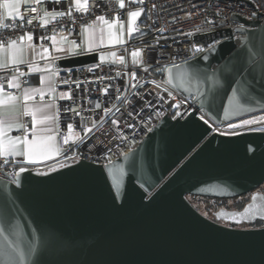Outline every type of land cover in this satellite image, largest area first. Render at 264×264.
Returning <instances> with one entry per match:
<instances>
[{"label": "water", "instance_id": "water-1", "mask_svg": "<svg viewBox=\"0 0 264 264\" xmlns=\"http://www.w3.org/2000/svg\"><path fill=\"white\" fill-rule=\"evenodd\" d=\"M143 16L144 11L139 29ZM233 20L241 24L235 29L238 44L229 33L205 54L167 67L171 74L166 69L169 84L216 124L264 112V21L237 15ZM97 62V51L77 49L56 64L73 69ZM228 66L233 73L223 71ZM214 70L223 88L213 89L205 79ZM180 72L186 73L183 82ZM241 85L248 90L242 102L250 111L233 114L228 96ZM56 165L28 169L19 185L15 178H0V204L11 209L24 238L37 246L25 264H264V226L237 227L264 220V212L235 220L219 215L264 203V192L256 191L264 183V130L221 134L196 111L183 118L167 114L138 146L109 164L79 159ZM112 166L123 169L119 188L113 186ZM248 193L241 209L215 212L217 220L236 226L208 218L186 198Z\"/></svg>", "mask_w": 264, "mask_h": 264}, {"label": "built area", "instance_id": "built-area-1", "mask_svg": "<svg viewBox=\"0 0 264 264\" xmlns=\"http://www.w3.org/2000/svg\"><path fill=\"white\" fill-rule=\"evenodd\" d=\"M137 8L144 9V16L139 22L140 29L137 28L138 31L128 35L127 13ZM32 9H36V12L31 11ZM69 9L70 15L49 19L47 24L40 19L45 10L68 13ZM21 14L25 17L24 21L19 18L15 21L6 20L5 23L9 26L0 27V42L16 40L31 33L34 42L47 45L50 43L47 38L56 34L75 40L81 52H88L84 30L98 16L103 15L110 22L119 20L125 26L124 40L115 52L117 57H125L123 64L117 60L99 61L73 69H58L55 76L56 92L70 93L71 99H60L56 92L53 94L45 91L43 99L36 94L33 101H51L54 104V114L57 117L56 145L61 149V155H57L53 162L55 165L79 159L99 165L109 164L138 146L167 114L172 118H183L189 112L196 111L198 117L205 116L204 121L210 125L212 132L221 134L264 130V123L228 128L229 123L239 124L241 119L216 124L204 110L196 107L192 98L185 97L170 84H163L167 67L205 54L227 39L229 33L233 34L234 42L238 44L240 35L235 29L241 24L234 21L233 16L264 21V0H143L142 3L139 0H125L123 9L119 7L118 0H88L87 11H77L72 0H41L39 4L28 0L21 5ZM29 20L32 21L30 24ZM100 23L96 21L97 38ZM161 41L165 44H160ZM194 46L204 51L197 52ZM134 50L140 52L137 57L140 63H133ZM15 68L17 67L9 66L7 70H0V84H3L6 92L20 94L26 88L42 86L41 75L30 72L28 65L22 67L21 72L25 73L23 76H18ZM160 68L165 71H159ZM133 72L134 78L131 76ZM13 75L18 76L21 85L18 89L8 87V80ZM153 80L161 86L157 87L151 82ZM165 87L172 93L171 97L164 90ZM176 103L180 104L179 108L172 106ZM97 104L100 105L99 108ZM68 109L72 111H67ZM105 109L111 111L106 112ZM259 114L263 115L264 112ZM113 121L117 123L114 124ZM21 122L31 127L30 116L21 117ZM69 124L73 125V138L65 144ZM85 128L92 130L85 133ZM13 135H22V132L13 131ZM77 135L81 139H77ZM72 156L73 159H68ZM8 160L5 164L4 158L0 157V178L7 181L15 178L11 173L18 172L20 167L39 171L53 165Z\"/></svg>", "mask_w": 264, "mask_h": 264}, {"label": "snow or ice", "instance_id": "snow-or-ice-1", "mask_svg": "<svg viewBox=\"0 0 264 264\" xmlns=\"http://www.w3.org/2000/svg\"><path fill=\"white\" fill-rule=\"evenodd\" d=\"M24 3H27L28 0H23ZM139 2H143V0H139ZM34 3L39 4L41 0H34ZM119 7L125 8V0H118ZM75 9L77 11H87L88 10V0H74ZM155 7V5H153ZM31 11L36 12V9H32ZM144 9L137 8L135 10L129 11L127 13V33L131 35L132 33L138 31L136 27L137 19L141 16ZM70 15L71 9H69L68 13L65 12H49L45 10L43 12V16L40 17L44 21L45 24L49 22V19H55L58 16ZM39 15V13H37ZM19 18L20 21H24L25 17L21 14V0H0V27L7 28L9 25L5 23L6 20L15 21ZM48 18V19H45ZM96 21L101 22L99 25V37L96 36ZM96 21L93 24L88 25L84 30V35L86 36V44L89 51L93 50L94 47H98L100 44L105 42V26H107V41L108 43H122V40L119 39L116 33L113 31L114 26L119 23L120 30H124V23L117 21H109L105 18V16H98ZM32 21H28L30 24ZM44 39V38H41ZM53 43V46H56L58 41L56 35L48 37ZM27 41V45L23 43H19L21 41ZM33 40V35L31 33L26 34V36H20L16 40H9L6 42H0V53H3V56H0V70H7L9 64L16 66L19 64L27 63L29 65L30 72H41L46 69H41L33 62L25 60L26 51H35V45L30 43ZM59 43H67L71 45L70 51H75L80 48L79 45L76 44L75 40H68L66 36H61L59 38ZM212 47V46H210ZM42 52L40 53L42 59L47 58V54L49 52L48 48H44L41 45ZM57 51H63L62 47H57ZM194 50L197 52L204 51V49L194 46ZM140 55L139 50H134L132 52L133 63H140V60L137 57ZM112 57L115 60L119 61L121 64L125 62L124 56H116V53H100L101 61H104L106 57ZM52 59H56V57H52ZM172 68H179V65H172ZM147 70V69H145ZM159 71H165L164 68L158 69ZM15 71L18 73V76L25 75L24 72H20L18 68H15ZM169 74H171V68H168ZM225 73H233L232 67L228 66L223 69ZM57 74V70L53 68L49 76H41L40 83L42 87L38 88H26L24 89L22 96L18 97L13 93H8L4 90L3 84H0V157L4 158V163L7 164L9 162L8 158L10 157H20L22 158V163L26 164H36L39 161H45L51 159L53 155H61V149L55 143L56 137L53 135H43L44 131H50V129H44L42 126L47 124L48 122H55L57 117L56 115H48L46 110L53 108V104H46L41 106L30 105L29 101H33L35 99L36 94H39L41 99H43L45 94V88L48 92L55 94V76ZM238 74H243L242 72ZM17 75H13L8 80L9 88H20L21 85L19 83ZM131 76L135 77V72L131 73ZM179 76L183 82L186 73L180 72ZM216 77V71L214 70L212 76L205 77L206 80L211 82L212 88L216 89L217 87L223 88L224 82ZM153 84H156L157 87L161 85L158 84L155 80L151 81ZM64 83H68V81H64ZM170 83L169 80H165L163 82L164 85H168ZM236 84L240 85L241 82L236 80ZM229 86L231 84L229 83ZM168 92V88L164 89ZM105 92L107 89L104 90ZM232 94L228 96V103L235 110L233 114L236 112H247L250 111L246 101L248 98V90L245 86L241 85L240 87H233L231 90ZM168 95L171 97L172 93L168 92ZM55 95L53 99L55 100ZM60 99H71L70 93H61ZM174 98V97H173ZM17 105H19V109H17ZM175 108H179L180 104L176 103L172 105ZM99 108L100 105L97 104ZM203 107V105H202ZM67 111H72V109H68ZM106 112L111 111L110 109H105ZM229 114V110L225 108V115ZM79 115V113H77ZM177 115H180L177 112ZM30 116L31 117V127L21 122V117ZM213 117L209 115V119ZM201 120L205 119L204 115H201ZM207 122V121H205ZM113 123H117L113 121ZM257 123H264V115L261 116H253L250 119H241L239 124L229 123V129H236L238 127H243L245 125H254ZM95 122L93 123V127H95ZM131 127V125H128ZM15 128L22 132V135H11L12 129ZM69 134L64 138V143L68 144L69 140L73 138V125H68ZM91 128H85V133L91 132ZM150 131V129H149ZM30 134V135H29ZM226 134H236L235 132L226 133ZM77 139H81L78 135ZM126 155V154H125ZM74 157H69L68 159H73ZM63 164H57L56 167H63ZM56 167H50L48 171H55ZM25 167H20L18 172L11 173L12 176L15 177L13 183L19 185L20 180L19 176L21 173L27 171ZM47 174V173H41ZM123 169L112 166L111 170V178L113 181V186L119 188L122 183ZM256 197H253L255 200ZM256 212H264V203L260 205L250 204L248 205L243 212L239 213H229L225 211H221L219 213L220 216L227 217L229 219L235 220L237 217L240 219L249 218L250 215H255ZM37 251V246L34 241L27 240L24 238V234L18 222L15 221V217L11 211L7 207L6 204H0V264H25L26 259L30 258Z\"/></svg>", "mask_w": 264, "mask_h": 264}, {"label": "crops", "instance_id": "crops-1", "mask_svg": "<svg viewBox=\"0 0 264 264\" xmlns=\"http://www.w3.org/2000/svg\"><path fill=\"white\" fill-rule=\"evenodd\" d=\"M72 1L74 3V0H72ZM23 3H24L23 0H21V5ZM51 36H53V35H51ZM51 36H49V37H51ZM56 37H57V41H58V43H57L56 46H53V43H52V41L50 39H49L50 43L47 44V45H44L42 43H36V42H34L32 40L30 43H32L33 45H35V51L34 52L33 51H26V53H25V57H24L25 60H28V61L33 62L35 65H37L41 69H46L45 71L36 72V73H39L41 76H45V77L49 76L50 73H51V70L53 68H55L56 70H58L59 68H58V66L56 64L57 60L59 58H61V57L70 56L74 52V51H70L69 50V49H71V45L70 44H67V43L61 44V43H59V38L61 36L56 35ZM85 41H86V36H85ZM19 43H23L26 46L27 43H29V42H27L25 40V41H21ZM105 43H107V39L105 40V42L103 44H100L98 47L104 46ZM41 45L44 48H48L49 49V52L47 54V58L46 59H42L41 58V55H40V53L42 52ZM86 46H87V44H86ZM57 47H62L64 50L63 51H57L56 50ZM98 47H94L92 51H97V48ZM0 56H3V53H0ZM52 57H56V59L53 60ZM24 65H28V64L27 63L19 64V65H16L15 67L19 68V71L21 72L22 67ZM9 66H13V65L9 64ZM23 91L24 90H22V92L20 94H15V95L18 96V97H20V96H22ZM45 91H47L46 88H45ZM61 93H66V92L65 91L56 92V96L60 97V94ZM29 104L30 105H35V106H41V105H46V104H53V102H51V101H40V102L29 101ZM16 107H17V109H19V105H17ZM46 112H47L48 115H54V112H55L54 106L51 109H47ZM42 127L44 129H50V131H47V130L44 131L43 132V135H53V136H55V122L54 123L53 122H48L47 124L43 125ZM13 131H17V129L13 128L12 131H11V133H10L11 135H13ZM13 136H15V135H13ZM55 143H56V141H55ZM56 157H57V155H53L51 159H48V160H45V161H39L37 163H39V164H41V163L42 164H48V163L53 164V162L55 161V158ZM8 159L16 160V161H22V158H20V157H10Z\"/></svg>", "mask_w": 264, "mask_h": 264}, {"label": "rangeland", "instance_id": "rangeland-1", "mask_svg": "<svg viewBox=\"0 0 264 264\" xmlns=\"http://www.w3.org/2000/svg\"><path fill=\"white\" fill-rule=\"evenodd\" d=\"M113 31L116 33V35H117V37L119 38V39H121L122 40V42H123V40H124V30L123 31H121L120 30V26L118 25V24H116L115 26H114V28H113ZM107 39V26H105V40ZM120 43H108V41H107V43H105V45L104 46H102V47H98L97 48V52H98V54H99V61H101V59H100V53L101 52H104V53H112V52H116V49H117V47H118V45H119ZM160 44H165V42L164 41H161L160 42ZM114 60V58H112V57H110V56H108V57H106V59L104 60V61H101V62H110V61H113ZM260 115H262V114H258V115H255V116H260ZM264 115V114H263ZM253 117V116H252ZM251 117V118H252ZM250 119V118H249ZM72 157H74V156H72ZM261 191H263L264 192V183H263V185L261 186ZM244 198L245 197H243V198H238V199H236V197H234V198H230V199H227L228 201H226L225 203L227 204V205H229V206H232V205H236L238 202H243L244 201ZM236 199V200H235ZM247 202V201H246ZM209 203H211V202H209ZM245 203V202H244ZM202 206H200V209L202 210V211H204V208L205 207H207V206H209L208 205V203L207 204H205V202H202V204H201ZM212 208H214V207H212ZM205 213V212H204Z\"/></svg>", "mask_w": 264, "mask_h": 264}, {"label": "trees", "instance_id": "trees-1", "mask_svg": "<svg viewBox=\"0 0 264 264\" xmlns=\"http://www.w3.org/2000/svg\"><path fill=\"white\" fill-rule=\"evenodd\" d=\"M244 198V201L243 202H238L236 204L237 208H242L243 205L246 203V201L249 200L247 194L246 195H243V196H240V197H236V199L238 198ZM187 200L193 205L194 208H196L199 212H201L202 214H205L204 211H202L200 209V206H202V202H205V204L208 203V205L210 207H216L219 205V203H222V202H226L228 201L227 199H218V198H210V197H201V196H193V195H187L186 196ZM235 199V200H236ZM211 202V203H209ZM245 202V203H244ZM245 226H250V227H261V226H264V220H256L254 223H250V224H245Z\"/></svg>", "mask_w": 264, "mask_h": 264}, {"label": "flooded vegetation", "instance_id": "flooded-vegetation-1", "mask_svg": "<svg viewBox=\"0 0 264 264\" xmlns=\"http://www.w3.org/2000/svg\"><path fill=\"white\" fill-rule=\"evenodd\" d=\"M261 186H262V185H261ZM261 186L258 187V188L256 189V191L263 192V191H261V189H260ZM247 196H248V198H249L250 193H248ZM212 207H213V206H212ZM212 207H210V206L205 207V208H204V212H205V214H203V215L207 216L208 218H210V219H212V220H214V221H216V222H218V223H221V224H224V225H229V226H236L235 224H232V223H227V222H224V221H221V220H217L216 217H215V212H216L217 210H219V209H227V210H228V209H241V208H237L236 205L229 206V205H227L225 202L219 203V205L216 206V207H214V208H212ZM245 224H246V223H245ZM245 224L237 225V227H250V226H245Z\"/></svg>", "mask_w": 264, "mask_h": 264}]
</instances>
